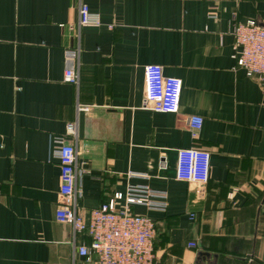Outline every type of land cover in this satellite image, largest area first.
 <instances>
[{
  "label": "crops",
  "instance_id": "0c3cea01",
  "mask_svg": "<svg viewBox=\"0 0 264 264\" xmlns=\"http://www.w3.org/2000/svg\"><path fill=\"white\" fill-rule=\"evenodd\" d=\"M81 3L101 24L79 26ZM250 19L264 24V0H0V264H88L75 246L89 236L56 218L53 139L70 121L86 219L147 184L168 192L165 212L132 206L155 222L154 264H264V84L236 67L231 34ZM77 31L74 84L64 49ZM148 64L182 80L177 112L144 107ZM180 148L210 151L207 183L176 178Z\"/></svg>",
  "mask_w": 264,
  "mask_h": 264
},
{
  "label": "built area",
  "instance_id": "2783aa9c",
  "mask_svg": "<svg viewBox=\"0 0 264 264\" xmlns=\"http://www.w3.org/2000/svg\"><path fill=\"white\" fill-rule=\"evenodd\" d=\"M79 26L101 24L100 14L86 3L79 6ZM215 17V15H211ZM112 27V25H109ZM235 39L234 59L236 67L245 70L247 76L256 77L264 84V24L255 19L236 21L231 26ZM75 47L64 49L66 67L64 81L79 84L78 68L81 52L80 37ZM146 95L144 107L157 112H177L180 107L182 80L168 76L160 64L145 66ZM77 110H88L87 105L77 104ZM201 115H191L189 126L196 137L203 126ZM72 138L67 142L66 138ZM78 122L70 121L64 135L56 136L53 153L60 163V200L56 209L59 222L69 224L74 236L86 233L89 243H82L76 251L88 264H154L155 222L147 215L132 211V206L141 205L150 210L165 212L168 207V192L147 184L129 186L117 191L107 201L90 211L89 218L79 212V200L83 195L78 177L88 171L85 163L79 164L76 142ZM74 141V142H73ZM211 153L200 148L178 149L176 178L182 181L205 184L210 177ZM147 177L145 173H130ZM122 202V205L118 203ZM194 214H192L193 216ZM195 247L196 242H190Z\"/></svg>",
  "mask_w": 264,
  "mask_h": 264
}]
</instances>
